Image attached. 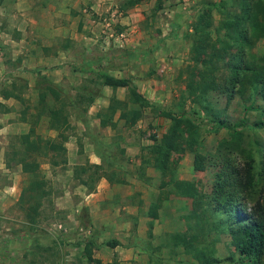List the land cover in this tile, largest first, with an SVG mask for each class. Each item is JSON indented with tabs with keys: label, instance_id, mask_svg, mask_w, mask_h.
Wrapping results in <instances>:
<instances>
[{
	"label": "rangeland",
	"instance_id": "obj_1",
	"mask_svg": "<svg viewBox=\"0 0 264 264\" xmlns=\"http://www.w3.org/2000/svg\"><path fill=\"white\" fill-rule=\"evenodd\" d=\"M127 2L0 0V264H96L84 253L88 240L93 242L92 256L102 262L203 264L204 257L194 259L175 234H195L196 247L214 259L213 264H240L230 235L216 225L209 196L219 166L227 160L239 168L243 152L225 128L205 122V102L202 107L191 98L182 99L193 22L211 9L213 29L224 18L221 12L236 10L237 4L142 0L126 7ZM221 2L226 11L214 6ZM238 53L241 60L259 61L264 37ZM104 73L131 79L149 100L152 107L143 109L134 126L122 121L116 127L100 124L97 114L112 97L124 103L128 99L126 88L103 84ZM45 78L58 87L47 90L41 100ZM5 89L13 97H4ZM209 96L230 122L260 116L264 122L260 94L251 100L257 108L246 113L243 108L250 101ZM62 105L68 129H49L47 109ZM160 110L183 111L201 122L199 144L174 155V166L163 174L149 162L156 143L152 136L159 139L170 123ZM33 122L43 137L63 142L66 160L56 156L58 163L52 164V157L36 156L45 194L21 200L29 178L14 150H22L20 134ZM240 131L241 146L253 156L258 191L264 187V126ZM198 156L204 157V170L194 169ZM174 178L193 183L196 205L193 198L176 192ZM253 200L246 199V206ZM155 203L159 205L153 218ZM110 240L117 244L108 245Z\"/></svg>",
	"mask_w": 264,
	"mask_h": 264
},
{
	"label": "trees",
	"instance_id": "obj_2",
	"mask_svg": "<svg viewBox=\"0 0 264 264\" xmlns=\"http://www.w3.org/2000/svg\"><path fill=\"white\" fill-rule=\"evenodd\" d=\"M126 7L139 4L142 0H127ZM237 9L229 12H221L224 18L220 20L217 27L213 25L211 9H206L200 14L197 21L193 22V42L190 48L191 64L184 78L185 94L183 100L191 98L193 102L203 107L206 114L205 122L214 124L217 128H225L234 143L240 148L244 155V161L239 168L234 169L224 161L223 167L219 166L214 177V192L211 194L209 204L212 215L216 219V225L226 231L231 237V243L239 256L240 264H264V187L254 190L253 156L251 152L243 149L240 144L241 128L255 129L264 126L263 117L250 121L245 118L238 122H230L224 115V110L211 104L210 94H224L227 100L234 97L241 99L243 103L250 101L243 108L244 113L255 109L251 100L257 94L264 98V54L263 58L256 60L239 57V49L244 45L254 44L259 38L264 37V0H235ZM219 11H223L225 3H214ZM248 28V29H247ZM103 84L116 88L128 90L127 103L112 97L108 105L97 116L102 126L116 127L119 122L125 126H134L142 117L143 109L151 106L149 100L139 91L137 85L127 77H116L108 73L101 75ZM46 91L40 95L44 100L47 90L50 91L55 85L45 78ZM58 87V86H55ZM4 97H13L10 90L5 89ZM152 107V106H151ZM202 110V111H203ZM158 111V110H157ZM162 116L169 119L168 128L159 139L152 136L153 143L151 164L162 174L174 166L172 157L183 154L186 150H194L199 144V124L197 119L204 121L200 112L194 108L197 118L188 116L185 112L173 113L160 110ZM264 115V110H263ZM117 115V116H116ZM209 115V116H207ZM46 122L49 129L59 132L69 127L67 116L63 105L47 109ZM35 123L27 132L20 134V145L22 150H14L18 156L17 164L21 166L24 173L28 175V183L22 190V199L25 195L31 198H40L45 194L43 178L39 162L36 156L48 155L52 157V164L58 162L53 157H60L63 161L65 147L62 141L43 137L35 129ZM148 162V161H146ZM9 165V162H6ZM205 162L203 156L194 160L195 170H204ZM98 179V176L95 180ZM86 184L85 180L82 182ZM174 188L177 193L184 197L193 198L196 205L193 183L186 180L173 179ZM255 195V197H253ZM248 207L245 200H252ZM157 203L151 209V216H157ZM193 206V210L196 206ZM36 212L37 207L33 206ZM196 216V210L193 212ZM192 214V215H193ZM187 252H192L194 259L204 257L203 264H213L214 259L205 258L204 250L196 247L195 234H175ZM110 246L117 244L116 240L107 241ZM93 242L88 240L84 244V253L90 262L96 264H114V262H102L92 256Z\"/></svg>",
	"mask_w": 264,
	"mask_h": 264
}]
</instances>
